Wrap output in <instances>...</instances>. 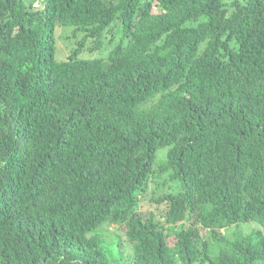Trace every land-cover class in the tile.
<instances>
[{
  "label": "trees",
  "instance_id": "16d2710c",
  "mask_svg": "<svg viewBox=\"0 0 264 264\" xmlns=\"http://www.w3.org/2000/svg\"><path fill=\"white\" fill-rule=\"evenodd\" d=\"M112 23L107 64L54 60ZM160 149L177 190L137 211ZM82 219L129 264H264V0H0V264H111Z\"/></svg>",
  "mask_w": 264,
  "mask_h": 264
},
{
  "label": "rangeland",
  "instance_id": "374dc122",
  "mask_svg": "<svg viewBox=\"0 0 264 264\" xmlns=\"http://www.w3.org/2000/svg\"><path fill=\"white\" fill-rule=\"evenodd\" d=\"M35 5H37L35 3ZM74 26L70 25H56L54 28V60L60 62L65 60L72 52L76 51L75 56L77 58H92L99 56L103 58L104 63L107 64V53L116 44L125 40L122 38L121 27L117 26L116 23L110 24L107 28L102 31L101 38L95 42L88 37H84L85 33L82 30L74 31ZM166 149H160L157 151V157L154 160L155 165L153 168L156 169V163L161 161L164 157ZM177 190V185L172 183L168 179V174H158L156 170L152 175L147 178L146 184L143 191H141L138 197V204L136 207L137 211L145 212L151 211L158 214L159 211L164 209V205L154 204L152 200L157 199L165 195L166 193H174ZM79 225V226H78ZM73 230L72 233L84 235L90 234V232H96L99 238L105 243L111 244L104 246V250L111 259V264H129L133 251H131V243H129L123 233L120 222L112 224L104 222L101 226H94L90 223L86 224L85 220L81 222ZM180 226L178 225L179 229ZM259 226L255 222H249L241 224L235 229V226H230L225 229L222 233L226 236H231L232 233L237 230L242 234H246L251 230L257 229ZM172 229L167 228L166 233L170 234ZM201 235L205 232L200 228ZM114 241V242H113ZM199 264V263H196Z\"/></svg>",
  "mask_w": 264,
  "mask_h": 264
}]
</instances>
